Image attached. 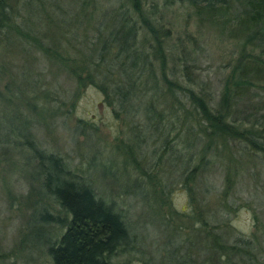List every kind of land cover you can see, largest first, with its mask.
I'll use <instances>...</instances> for the list:
<instances>
[{
  "label": "trees",
  "instance_id": "trees-1",
  "mask_svg": "<svg viewBox=\"0 0 264 264\" xmlns=\"http://www.w3.org/2000/svg\"><path fill=\"white\" fill-rule=\"evenodd\" d=\"M173 9L183 23L165 22ZM191 26L225 45L217 92L195 70L200 37ZM0 82V157L10 160V171L21 165L14 156L25 165L27 192L18 200L32 209L28 223L47 232L42 246L53 264H112L138 241L88 177L39 145L40 127L52 126L56 113L67 115L88 86L129 126L131 143L119 148L125 160L150 159L139 150L151 142L155 166L172 167L188 195L189 210L167 216L160 255L144 263L259 259L249 254L248 239L223 233L222 211L206 197L218 192L219 179L208 180L217 167L218 206L229 210L236 178L252 162L259 163L264 196V0H0ZM147 180L155 184L145 183L146 192L129 188L161 203L165 183Z\"/></svg>",
  "mask_w": 264,
  "mask_h": 264
},
{
  "label": "rangeland",
  "instance_id": "rangeland-1",
  "mask_svg": "<svg viewBox=\"0 0 264 264\" xmlns=\"http://www.w3.org/2000/svg\"><path fill=\"white\" fill-rule=\"evenodd\" d=\"M177 16L176 9H173L167 14L165 22ZM177 20L178 24L183 23L182 17ZM190 30L200 37L195 70L204 79L205 88L217 92V85L226 72L225 45L205 27L200 34L193 26ZM3 84L0 82L1 94ZM43 86H47V83ZM64 87L66 90H73L63 85L61 90ZM41 101L38 102L40 107ZM56 114L52 126L40 127L37 137L39 145L61 156L76 175L88 177V182L98 196L115 204V210L121 212L126 224L137 237L136 251L119 252L113 257L112 264H145V259H150L155 254L160 255V251L155 249L159 248L162 235H166L165 224L169 212L189 210L188 195L178 180L177 173H173L172 167H165L163 162L155 166L151 142H144L139 150L143 151L140 154H147L151 160L145 161L140 155H135L136 160L132 157L125 160L119 148L123 147L120 145L122 142L131 143L129 126L115 115L111 106L104 103L102 93L95 87L82 89L67 115L60 112ZM12 159L16 160L17 166L21 165L10 171L6 166V162L10 160L0 157V264H53L42 246L46 245L47 232L44 229L43 234V229L39 230L28 223L33 222L30 217L32 209L22 206L18 200V196L27 192L22 167L25 165L18 155ZM252 163L246 164L236 178L237 188L234 197H230H233L234 204L229 210L218 206L220 198L217 193L222 188V176L221 169L217 167L210 173L208 180L219 179L216 185L218 192L210 193L206 198L211 208L217 206L222 211L219 228H222L230 240L234 237L248 239L253 249L249 254L253 257V253H256L259 259L255 260V264H258L259 260L264 261V196L259 194L262 179L259 163ZM148 175L157 176L165 183L161 203L146 194L135 195L129 188H139L146 192L147 184H155L152 180H147ZM158 208H162L160 214L156 212ZM167 231L169 234L175 232L174 228Z\"/></svg>",
  "mask_w": 264,
  "mask_h": 264
}]
</instances>
